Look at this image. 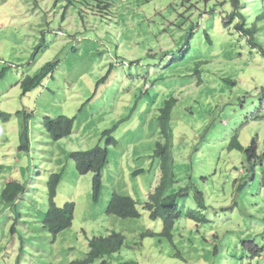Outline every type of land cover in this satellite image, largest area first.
Masks as SVG:
<instances>
[{
    "label": "rangeland",
    "instance_id": "rangeland-1",
    "mask_svg": "<svg viewBox=\"0 0 264 264\" xmlns=\"http://www.w3.org/2000/svg\"><path fill=\"white\" fill-rule=\"evenodd\" d=\"M102 1L110 4L105 14L95 0H0V113L12 114L7 121L0 115V264H69L86 255L89 239L110 231L125 236L124 248L92 264H247L241 241L248 235L264 240L262 224L248 220L261 215L264 189L256 183V203L241 202L245 156L227 146L232 129L241 127L243 143L255 138L264 154V117L250 121V114H239L234 124L239 88L256 96L264 87V56L223 25L230 6L221 0ZM255 2L261 15L264 0ZM56 61L53 72L22 95L20 82ZM223 77L238 78V85L230 89ZM170 97L177 99L171 127L178 185H195L215 208L207 224L181 217L172 244L140 237L162 228L142 203L159 181L158 117ZM18 110L29 118L28 150L19 148L25 126ZM61 115L73 118V127L53 140L40 124ZM95 146L106 149L97 198L93 172L78 173L73 157ZM53 175L54 203H74L72 224L55 237L43 225ZM12 179L25 192L4 204L2 190ZM114 193L133 197L141 215L107 213ZM213 234L223 242L217 253Z\"/></svg>",
    "mask_w": 264,
    "mask_h": 264
},
{
    "label": "trees",
    "instance_id": "trees-1",
    "mask_svg": "<svg viewBox=\"0 0 264 264\" xmlns=\"http://www.w3.org/2000/svg\"><path fill=\"white\" fill-rule=\"evenodd\" d=\"M95 1H97L99 9L104 10L103 12L100 10L102 14H105V11L109 10L110 4L108 2H103L102 0ZM220 4L225 8L226 4L230 6V9L226 8V10L222 12L223 25L226 28L232 26L233 31L246 39L249 48H252L253 50L255 49L258 53L264 56V39L261 37V35L264 34V13L256 15L261 9L259 5H256L255 0H221ZM82 12L83 11L81 10L80 13L82 14ZM187 44L184 48L185 51H189L191 47L190 45L187 46ZM56 63L57 61L47 62L36 75H27L20 82L22 95L41 84L43 79L53 72ZM222 81L231 89L238 85L239 79L223 77ZM239 91L243 92V96H238V107L240 109L234 110L237 115V121L234 124L239 123L240 118L244 116V114H250L248 116L249 119H252L250 121L263 119L264 87L261 88L260 94L256 96L247 94V92L240 90V88ZM176 103L177 99L170 97L160 109L158 121L163 141L157 142L154 150V157L159 160L160 177L158 184L151 189L145 201L142 203L143 208L149 213V218L152 220L159 219L162 222V228L158 233L151 230L140 233L142 239L147 236L158 237L160 242L166 240L171 244L173 243V231L175 230L177 221L181 217H186L195 224H207L210 223L209 209L211 208L215 210V208L212 207V204L208 203L206 194L203 190L195 185H178L174 171V157L172 153L173 129L171 127V114ZM229 104L236 105L234 101ZM24 113H26L24 110H18L16 112V116L23 117L24 120L22 124L25 126H22L23 128L20 130L22 144L19 148L28 150L29 127L27 128V124L29 118L26 114L24 116ZM1 114L2 113H0V115ZM29 114L32 116V113ZM239 114H242V116ZM1 116L3 120L7 121L12 117V114L4 112ZM208 125L204 127V133L207 132L209 127L211 128V125ZM40 126L51 139L59 140L71 133L73 118L65 115L56 118L46 116L41 121ZM240 129L241 127L232 129L227 148L229 151L237 150L244 152L245 158L241 165V173H238V178L241 180V183L237 187V194L242 203L249 202L253 204L256 203L255 199L260 197L261 194L256 191L254 192L255 184L258 183L259 187L261 186L264 189V154H259L257 152L258 148L256 147L255 138H252L248 145L243 143L242 138L239 136ZM105 154L106 149L100 146H95L87 151L73 152L78 173L85 174L87 172H93L94 174L93 193L95 198H97L101 188V169L106 161ZM235 169H237V167H235ZM227 180H229V178H227ZM233 185L234 183L232 181L231 188ZM57 186L58 175H53L48 182L50 206L43 220V225L53 237L72 224L74 212V203L72 201L66 202L63 207H58L54 203L53 199L56 195ZM24 192L25 185L14 179L9 180L2 190L1 200H3L4 204H14L16 199ZM261 195L262 200L264 201V194ZM235 203L238 204L237 201H235ZM224 210L229 211L230 208H225ZM260 211L262 213L257 217L249 214L248 220L250 222H252V220H257L262 224L263 232L261 235L264 237V206ZM107 213L123 218H136L141 215L138 202L133 197L122 196L117 193L112 195L107 206ZM212 237L219 240L218 245H215L214 247V252L217 253L218 249L222 247L223 242L221 237L217 234H213ZM241 242L243 245L242 253L247 254V264H251L250 258H252L253 261H256H254L255 264H259L262 259L264 260V240L260 242L258 237L248 235ZM124 246L125 236L119 232L110 231L104 236L89 239L88 252L86 255L81 259L70 262L69 264H92L98 257H111L113 254L121 251ZM173 256L182 258L179 254H173ZM151 258L156 259L153 258V256H150V259Z\"/></svg>",
    "mask_w": 264,
    "mask_h": 264
}]
</instances>
